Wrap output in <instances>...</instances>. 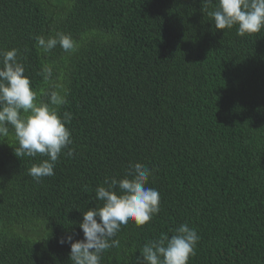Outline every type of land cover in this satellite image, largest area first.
Returning <instances> with one entry per match:
<instances>
[{
	"label": "trees",
	"instance_id": "trees-1",
	"mask_svg": "<svg viewBox=\"0 0 264 264\" xmlns=\"http://www.w3.org/2000/svg\"><path fill=\"white\" fill-rule=\"evenodd\" d=\"M217 6L0 0V52L18 50L37 103L66 93L75 149L37 181L29 169L48 157H17L14 134L0 137V264H72L60 239H83L96 188L134 163L154 170L160 212L122 226L102 264H136L182 224L200 237L189 264H264V30H217L202 10ZM57 32L74 49L43 52L35 37Z\"/></svg>",
	"mask_w": 264,
	"mask_h": 264
},
{
	"label": "clouds",
	"instance_id": "clouds-1",
	"mask_svg": "<svg viewBox=\"0 0 264 264\" xmlns=\"http://www.w3.org/2000/svg\"><path fill=\"white\" fill-rule=\"evenodd\" d=\"M213 0H203L211 5ZM207 12L217 30L237 27V35L260 33L264 30V0H218L215 10ZM37 45L45 52L60 46L65 52L74 49L70 34L57 32L47 38L35 37ZM0 137L14 134L18 147L17 157L48 159L33 164L29 175L39 181L54 175V168L62 153L73 156L72 133L67 125L72 116L61 113L67 103L66 93L60 89L50 90L47 102H36L37 92L25 74L24 64L18 59V50L0 52ZM46 78L52 76V68L45 67ZM154 170L141 163L130 164L122 179L106 178L97 187L93 200L97 206L83 212L79 228L83 239L76 240L73 234L61 238V245L69 244L72 264H102L104 253L120 246L116 238L122 226L133 222L137 226L148 224L160 212L161 197L158 190L149 187ZM200 237L194 228L180 225L171 237L163 236L144 244L136 257V264H189L196 255Z\"/></svg>",
	"mask_w": 264,
	"mask_h": 264
},
{
	"label": "rangeland",
	"instance_id": "rangeland-1",
	"mask_svg": "<svg viewBox=\"0 0 264 264\" xmlns=\"http://www.w3.org/2000/svg\"><path fill=\"white\" fill-rule=\"evenodd\" d=\"M53 89H54L53 86H52V87H49L48 92H50V90H53ZM47 100H48V95H45V96L42 98V102H47Z\"/></svg>",
	"mask_w": 264,
	"mask_h": 264
},
{
	"label": "bare ground",
	"instance_id": "bare-ground-1",
	"mask_svg": "<svg viewBox=\"0 0 264 264\" xmlns=\"http://www.w3.org/2000/svg\"><path fill=\"white\" fill-rule=\"evenodd\" d=\"M3 47V46H2ZM43 60V59H42ZM42 76V75H41Z\"/></svg>",
	"mask_w": 264,
	"mask_h": 264
}]
</instances>
